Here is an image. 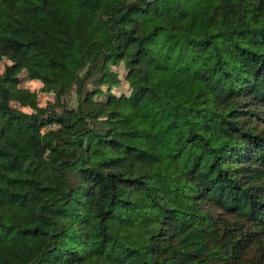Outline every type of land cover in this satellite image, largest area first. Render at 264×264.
<instances>
[{
	"label": "trees",
	"instance_id": "1",
	"mask_svg": "<svg viewBox=\"0 0 264 264\" xmlns=\"http://www.w3.org/2000/svg\"><path fill=\"white\" fill-rule=\"evenodd\" d=\"M16 56L0 264H264V0H0Z\"/></svg>",
	"mask_w": 264,
	"mask_h": 264
},
{
	"label": "rangeland",
	"instance_id": "2",
	"mask_svg": "<svg viewBox=\"0 0 264 264\" xmlns=\"http://www.w3.org/2000/svg\"><path fill=\"white\" fill-rule=\"evenodd\" d=\"M22 59L18 56L10 59L0 60V73L4 69V64L7 63H17ZM21 87L30 89L36 92L37 100L32 106H22L18 102H14L13 107L20 111L33 112L39 108L43 113H49L52 111H57L59 108L55 104V88H45L44 85L37 80H32L29 78L26 70L21 74ZM71 100V105H76V94L73 93V97L68 98Z\"/></svg>",
	"mask_w": 264,
	"mask_h": 264
}]
</instances>
